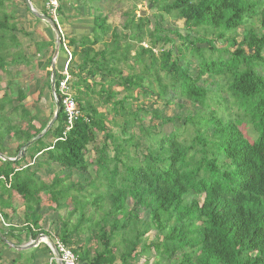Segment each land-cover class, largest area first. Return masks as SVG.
Instances as JSON below:
<instances>
[{
	"label": "trees",
	"instance_id": "16d2710c",
	"mask_svg": "<svg viewBox=\"0 0 264 264\" xmlns=\"http://www.w3.org/2000/svg\"><path fill=\"white\" fill-rule=\"evenodd\" d=\"M14 1L0 0V72L27 58L21 50L15 54L10 50L19 45L15 33L27 35L16 27ZM150 1L156 6L159 0ZM160 4L139 18L123 14L122 32L100 11L92 35L71 40L78 62L72 57L69 61L70 86L81 116L63 135L66 116L57 72L60 110L53 126L26 149L34 165L26 155L16 162L0 159L1 216L9 219L4 209L16 213L9 201L15 193L24 203L27 223L19 230L0 227L6 238L0 237V244L6 248L14 243L10 237L21 240L25 230L33 239L40 233L51 238L39 228L37 208L44 199L57 213V239L73 249L82 264H114L117 259L132 264L152 228L157 240L143 246L141 255L149 259L152 248L154 264H264V0H160ZM159 12L183 19L187 33L161 26ZM253 20L259 21L262 34L250 28L238 41L232 34ZM174 36L179 47L154 52L157 46L174 44ZM145 38L148 46L142 45ZM220 40L226 45L217 46ZM98 44L101 49L95 48ZM53 50V41L36 43L33 53L37 60L45 58L39 63L47 67L49 83ZM186 53L190 58L184 59ZM207 76L220 79V86ZM136 90L154 101H188L199 110L166 134L146 125L143 116L151 113V119L163 123L174 119L143 105L133 109ZM25 98L22 89L17 90V104L5 94L0 98V153L6 157L17 156L47 125L35 126ZM102 105H109L106 113L99 109ZM19 109L28 128L11 122L12 112ZM107 124L117 126L121 135ZM245 124L252 139L242 130ZM99 133L103 141L97 144ZM8 134L19 142L15 155L3 151ZM49 135L54 140L46 144ZM89 146L94 159L88 157ZM42 168L52 174L49 181L36 177ZM91 169L84 185L70 179L75 172ZM2 177L11 178L9 186ZM141 210L146 218L139 216ZM9 264L23 262L13 259Z\"/></svg>",
	"mask_w": 264,
	"mask_h": 264
},
{
	"label": "rangeland",
	"instance_id": "374dc122",
	"mask_svg": "<svg viewBox=\"0 0 264 264\" xmlns=\"http://www.w3.org/2000/svg\"><path fill=\"white\" fill-rule=\"evenodd\" d=\"M18 3H20V4L24 3V0L14 1V6H17ZM104 4H105V11H106L105 13H107L108 16L110 14V16L108 18V22L115 29H117V32H122V24H121L122 22L121 21L124 20L122 18L123 14H126V13L135 14L136 18H139L140 16L148 15L151 12H153L154 10H156V6L157 7L162 6L160 4V0L158 1V4L156 6L153 5L150 0H105ZM153 6H154V8H152ZM11 7L12 6L9 4L8 9H11ZM95 8L102 10L103 6L97 4V6L95 5ZM121 13H122V15H121ZM156 14L158 15V22L161 24V26H163L165 28L172 27L173 29L179 30L182 34L187 33V31L184 28V20L183 19L171 17V16H168L167 14H163L162 12H159ZM99 15H101V14L97 13V15H95V17L99 16ZM20 19L21 18H18L17 14H16V21H17L16 27L19 30H22V31L24 30L26 33L28 31L29 33H27V35L22 33V32L15 33L16 40L19 42V45L17 47L10 48V50L13 52V54L18 53L19 50H21L27 58L22 60L20 63L10 64L9 66H7L6 71L0 72V98H1V96H3V94H5L7 97L14 99L15 104H17V102L15 100L17 98V90L18 89L24 90V92L26 93V98L24 99L23 104L25 105V107L27 109H29L31 114H33L36 117L34 124L36 127H39L43 123L47 122V124H48L49 121L51 120V118L53 117V114L56 111V105L55 104H56V101H58V97H57V99L54 97L53 92H52L51 87H50L51 82L50 83L48 82L47 67H45L44 65H41V63H39V62H43L45 58H43L42 61L37 60V57L33 58V56H34L33 50H35V45H33L32 40H33V35L36 34L37 29L30 30L31 26L27 25L26 21L20 20ZM250 28L255 30L256 34H258V35L262 34V29L260 28L259 21L253 20L250 23L246 24V26L238 29L232 35L235 36L238 41H240V40H242L245 32ZM125 32H128V31H125ZM65 38H66L65 42H67V37L65 36ZM106 40L109 41L110 39L107 38ZM147 40L148 39L145 38V42H143L142 45L148 46L149 43L147 42ZM175 41L176 42L174 44L170 43V44H167L164 46H157L153 50L156 54H159V51L161 49L171 48L172 46L179 47L180 42L177 41L176 37H175ZM225 45H226L225 40H220L217 42V46H219V47L225 46ZM98 46L102 48L101 44H99ZM68 48L70 49L69 46H68ZM233 49H234V47L231 50H233ZM63 54L65 57H63ZM48 55L49 54H47L46 56H48ZM58 55L60 58H62V57L64 59L68 58L67 52L65 50L63 51L62 49L61 50L59 49ZM71 57L74 59V61L78 62L77 56L73 57V55L71 54ZM188 58H190L189 54L188 53L184 54V59H188ZM124 68L126 71L127 68L126 67H124ZM206 79H213V80H215V82L218 83V86H220V83H221L220 79H218L216 77H208V76L206 77ZM71 81H72V77H71L70 83H71ZM71 91H72V94L75 93V91L72 89V87H71ZM125 93L126 92H123L122 94L118 95V97L120 98ZM134 94L135 95L137 94L138 99H137V101L132 103L133 109H136V107H140L141 105H143V106H145L146 110H148V111L150 110L149 112H151L152 109H156L164 117H172L174 119L173 122L163 123L160 119H151L150 118L151 113L143 116L144 117L143 118L144 123L146 125H148V124L149 125H155L158 131H162L166 134H168L173 129L174 126L175 127L183 126L185 117L189 113L193 114L195 111L199 110V107L197 105L192 104L188 101H184V100L176 99L171 103H165L163 100L154 101L155 98L153 96H149L148 98H144V97H142V95H140L138 93L137 90L134 91ZM169 97H172V96L170 95ZM99 109L102 112L106 113L109 110V105H106V106L102 105L101 107H99ZM6 110L9 111L10 108L7 107ZM19 115H21V109H19L15 113L12 112L11 122L13 124H16V125L22 127V128H28L26 120L22 119V117H20ZM110 116H112V115H110ZM113 116H115L117 121H119V122L122 121L121 116L114 115V114H113ZM107 126H109V129H111V131L114 132L115 134L121 135L120 129L117 126L108 125V124H107ZM249 129H250V127L247 126L246 124L242 128L244 134L249 139H252L253 134L251 132H249ZM134 130H136V128ZM187 131H188V129H187ZM187 131L185 132V134L187 133ZM210 131H211V128L209 129V132ZM53 140L54 139L49 135L45 138L44 142L46 144H48V143H51ZM102 141H103V134L99 133L97 136V144H100ZM3 144L5 147L3 151H5L6 154L15 155L16 148H17V145L19 144V142L15 139L14 136H12L11 134L6 135ZM89 148H90V152L88 154V157L91 159H94L95 158L94 149L92 146H89ZM23 155H26V157H28L29 153H27L25 150ZM27 159H29V157ZM94 168H95V165H93V169ZM65 172L67 173V171H65ZM91 172H93L92 169L90 170V172H87V173H76L75 172L70 179L84 185L87 182V180L90 178ZM128 205H129V207L132 206L131 200L128 201ZM46 212L49 213L48 216L54 220L53 222L55 223L56 226H55V228H51L50 226H48L45 229V231H47L51 234L52 240H55L57 238L56 237V234H57L56 229H57L58 223H59L58 219L56 218L57 213L54 210H49V212L48 211H46ZM139 216L141 218H146L147 217L146 211L141 210ZM72 220H75V216L72 218ZM2 225H4V224H2ZM156 236H157V232L155 229L152 228L142 238L141 244L137 248V254H136L135 259L132 262V264H154L155 263L156 255L154 254L155 252L152 248H151V252H152L151 255L150 256L148 255L149 259H146V257L142 256L141 254H142L143 246H145L149 243L152 244L153 242H155L157 240ZM83 237H85V234L82 235V238ZM31 240L30 239H24V238L21 240L12 239L10 237L9 241L14 242V243L9 245L11 247V249L6 248L4 244H0L1 248H2V251H0L1 252L0 264H9V261L13 260V256H16L17 257L16 259L23 262V264H31L32 262L35 263L36 262L35 256H36L37 252H38V254H41L42 257L44 256V260L41 264H49L50 254L48 253V249H47L48 244L43 242V241L38 245V246H40V249L37 251L35 250L36 247L26 248V249H22V250H17L14 247V246L27 245L29 242H31ZM2 252H3V254H2ZM18 252H20V253L18 254ZM27 257H29V258L31 257L34 259L30 258L28 261L27 260L25 261V259ZM145 259H146V262H145ZM38 264H40V263H38ZM114 264H121V261L119 259H117Z\"/></svg>",
	"mask_w": 264,
	"mask_h": 264
},
{
	"label": "crops",
	"instance_id": "0c3cea01",
	"mask_svg": "<svg viewBox=\"0 0 264 264\" xmlns=\"http://www.w3.org/2000/svg\"><path fill=\"white\" fill-rule=\"evenodd\" d=\"M30 1H31L33 8L36 11L42 14H46L48 16V10L46 7L47 0H30ZM104 1L105 0H100V1L99 0H59L58 17H57L58 23L57 24L65 40H66L65 36L67 37V41L69 43L71 54H73L72 51L74 47V44L71 42V40L78 41L84 36H91L95 15H97V13L99 14L100 11H103V14H107L105 13L106 11H105ZM94 4L96 6L97 4L103 6V9L99 10L98 8H95ZM15 11L17 12L16 14L18 18H21L20 20L26 21L27 22L26 24L31 26L30 30L37 29L36 34L33 35V40H32L33 45H35L36 43L45 44V43L53 41L54 46H55V42H56L55 32L52 30V28L46 21L32 14V12L29 10L25 1L22 4L18 3L17 6H15ZM27 33L29 32L27 31ZM98 45H96L95 48L101 49V47H99ZM79 50H80L79 48L76 49V51H79ZM34 52L35 50H33V53ZM63 57H65L64 54H63ZM63 57L60 58L59 55H57L56 60H55L56 70L58 73L60 70H62L67 60V58L64 59ZM27 158H26L27 162H32V164L35 162V160H31L30 157L29 159ZM55 167H56L55 164L51 166V168H55ZM46 172L47 171L45 170V168H42L41 171H38L36 173V177L41 179L44 182L49 181L52 174H46ZM10 179L11 178H9V181ZM2 180L4 181V183H6V186H8L9 181H6L4 177H2ZM4 199H6V196H4ZM9 201H10V204H12L16 208V213H14V215H10L9 211L7 209H4V212L9 216L8 217L9 219L4 221L3 216H1V213H3V211H1L0 209V227H2L3 226L2 224H4V226L8 225L16 229L23 228L27 223L25 222V211L26 210H25L24 203L22 202V199L17 194L13 193ZM49 206H50V202L43 199L40 207L37 208L39 210L38 214L40 215L39 228L43 230H45L48 226H50L51 228H55L56 226L55 223L53 222L54 220L51 219L48 216L49 213L46 212V211L49 212V210H51ZM29 226H31L32 228H35L33 227V224L31 223L29 224ZM15 232H17V230ZM20 236H21V239L24 238V239L34 240L31 237V235L27 233L26 230L22 231L20 233ZM39 249H40V246H37L35 248L36 251ZM0 251H2L1 245H0ZM19 253L20 252H18V254ZM16 258H17L16 256H13V259H16ZM35 258H36V262H35L36 264L38 263L41 264L44 260V256L42 257V255L38 254V252ZM10 262L11 261H9V263Z\"/></svg>",
	"mask_w": 264,
	"mask_h": 264
},
{
	"label": "built area",
	"instance_id": "2783aa9c",
	"mask_svg": "<svg viewBox=\"0 0 264 264\" xmlns=\"http://www.w3.org/2000/svg\"><path fill=\"white\" fill-rule=\"evenodd\" d=\"M46 7L48 10V16L55 21V23H58V7H59V0H47ZM58 25V24H57ZM61 42L64 47V50L67 52V61L64 64L62 70L59 71L58 77H57V88L60 94V97L62 99V105L64 114L66 116L65 120V131L63 132V135H65L74 125L75 121L81 116V112L78 108L77 102L74 98V95L72 94L71 87H70V80H71V74L69 70V61L71 59V51L67 46V42H65V39L63 35L61 34ZM54 97L57 99V93L56 89L53 92ZM63 138V137H62ZM10 185V182H8V186ZM43 242L48 243L46 239H43ZM55 244V248L59 254V259L62 264H82L79 260L78 255L74 252L73 249H71L69 246L64 244L59 239L53 240ZM49 247V246H48ZM51 255H50V261L49 264H57L56 256L52 249H50Z\"/></svg>",
	"mask_w": 264,
	"mask_h": 264
},
{
	"label": "water",
	"instance_id": "95a60500",
	"mask_svg": "<svg viewBox=\"0 0 264 264\" xmlns=\"http://www.w3.org/2000/svg\"><path fill=\"white\" fill-rule=\"evenodd\" d=\"M29 10L32 12V14H34L36 17L46 21L50 27L52 28V30L55 32L56 34V42H55V46H54V50H53V54H52V59H51V65H50V70H51V79H50V82H51V90L52 92L55 91V81H56V64H55V60H56V57L58 55V52H59V49H60V42H61V31L58 27V25L55 23V21L53 19H51L49 16H47L46 14H42L38 11H36L32 4H31V1L30 0H25ZM56 111L54 112L53 114V117L51 118V120L49 121V123L46 125V127L37 135L35 136L34 138L30 139L29 141H27L23 147L19 150V153L17 154V156L15 157H6L5 155L1 154L0 153V158L2 160H10V161H13V162H16L18 161L24 154L25 150L37 139L41 138L52 126L53 124L55 123L56 119H57V115L59 113V104L58 102L56 101ZM0 237L6 241V238L5 236L3 235V233L1 232L0 230ZM43 239H46L49 243V248L53 250L55 256H56V263L57 264H62L60 259H59V254L55 248V244L53 242V240L46 236L45 234L43 233H40L34 240H32L31 242H29L27 245H21V246H14L17 250H22V249H26V248H31V247H37L42 241Z\"/></svg>",
	"mask_w": 264,
	"mask_h": 264
}]
</instances>
